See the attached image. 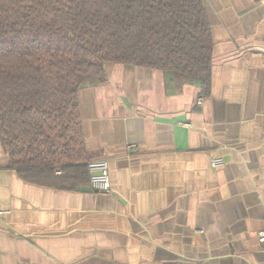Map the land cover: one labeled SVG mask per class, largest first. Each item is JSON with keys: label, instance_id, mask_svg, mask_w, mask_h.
Instances as JSON below:
<instances>
[{"label": "crops", "instance_id": "crops-1", "mask_svg": "<svg viewBox=\"0 0 264 264\" xmlns=\"http://www.w3.org/2000/svg\"><path fill=\"white\" fill-rule=\"evenodd\" d=\"M203 2L208 98L112 63L106 84L79 92L88 159L108 161L110 192L29 184L0 140V264H264V0Z\"/></svg>", "mask_w": 264, "mask_h": 264}, {"label": "trees", "instance_id": "trees-1", "mask_svg": "<svg viewBox=\"0 0 264 264\" xmlns=\"http://www.w3.org/2000/svg\"><path fill=\"white\" fill-rule=\"evenodd\" d=\"M213 37L203 0H0V140L7 168L74 192L91 173L79 92L105 65L162 71L167 87L211 94Z\"/></svg>", "mask_w": 264, "mask_h": 264}, {"label": "built area", "instance_id": "built-area-1", "mask_svg": "<svg viewBox=\"0 0 264 264\" xmlns=\"http://www.w3.org/2000/svg\"><path fill=\"white\" fill-rule=\"evenodd\" d=\"M225 165L222 158H215L211 161V167L214 169L221 168ZM91 173L90 188L98 193H108L111 190V178L109 173V163L106 160L92 161L89 163ZM1 214V210H0ZM258 241L261 250L264 252V231L259 233Z\"/></svg>", "mask_w": 264, "mask_h": 264}, {"label": "water", "instance_id": "water-1", "mask_svg": "<svg viewBox=\"0 0 264 264\" xmlns=\"http://www.w3.org/2000/svg\"><path fill=\"white\" fill-rule=\"evenodd\" d=\"M80 191H82V192H90V191H92V189L91 188H82V189H80Z\"/></svg>", "mask_w": 264, "mask_h": 264}]
</instances>
